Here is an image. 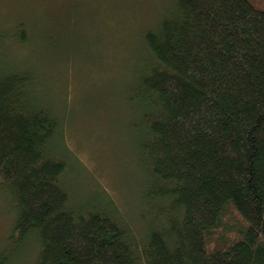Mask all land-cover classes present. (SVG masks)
I'll return each mask as SVG.
<instances>
[{
	"label": "trees",
	"instance_id": "1",
	"mask_svg": "<svg viewBox=\"0 0 264 264\" xmlns=\"http://www.w3.org/2000/svg\"><path fill=\"white\" fill-rule=\"evenodd\" d=\"M143 42L138 234L110 207L74 204L57 113L34 71L0 66V182L15 212L0 264L32 238L34 264H264V0H175Z\"/></svg>",
	"mask_w": 264,
	"mask_h": 264
},
{
	"label": "rangeland",
	"instance_id": "2",
	"mask_svg": "<svg viewBox=\"0 0 264 264\" xmlns=\"http://www.w3.org/2000/svg\"><path fill=\"white\" fill-rule=\"evenodd\" d=\"M174 3L0 0V66L34 71L35 94L57 113L62 136L53 148L69 164L64 178L74 204L111 207L137 234L146 226L138 154L144 107L134 100L147 65L143 33ZM6 189L0 185V253L10 249L15 221ZM38 247L28 240L7 264H34Z\"/></svg>",
	"mask_w": 264,
	"mask_h": 264
},
{
	"label": "bare ground",
	"instance_id": "3",
	"mask_svg": "<svg viewBox=\"0 0 264 264\" xmlns=\"http://www.w3.org/2000/svg\"><path fill=\"white\" fill-rule=\"evenodd\" d=\"M147 57V56H146ZM149 62V58H147L146 59V63H148ZM145 135V134H144ZM141 145V143H139V146ZM0 185H1V182H0ZM110 211H112V214H113V216L116 218V216H115V214H116V212H115V210L113 209V208H111L110 207ZM117 219V218H116Z\"/></svg>",
	"mask_w": 264,
	"mask_h": 264
}]
</instances>
